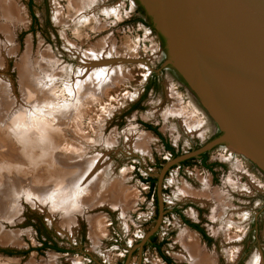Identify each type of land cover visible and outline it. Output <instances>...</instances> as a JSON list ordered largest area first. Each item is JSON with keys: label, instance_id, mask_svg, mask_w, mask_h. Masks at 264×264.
<instances>
[{"label": "rangeland", "instance_id": "rangeland-1", "mask_svg": "<svg viewBox=\"0 0 264 264\" xmlns=\"http://www.w3.org/2000/svg\"><path fill=\"white\" fill-rule=\"evenodd\" d=\"M9 3L16 17L0 34V264H166L149 243L137 248L157 217L156 189L143 180L172 158L165 143L188 153L219 127L164 67L165 43L137 0ZM205 164L212 171L194 159L165 175L155 244L171 264H190L183 234L206 264H264V171L226 146ZM91 166L98 190L74 199L77 211L56 210L55 196L75 192L78 170Z\"/></svg>", "mask_w": 264, "mask_h": 264}, {"label": "water", "instance_id": "water-1", "mask_svg": "<svg viewBox=\"0 0 264 264\" xmlns=\"http://www.w3.org/2000/svg\"><path fill=\"white\" fill-rule=\"evenodd\" d=\"M165 43L172 68L217 124L220 134L172 157L155 174L157 217L165 214V175L184 161L226 146L264 171V0H137Z\"/></svg>", "mask_w": 264, "mask_h": 264}, {"label": "bare ground", "instance_id": "bare-ground-1", "mask_svg": "<svg viewBox=\"0 0 264 264\" xmlns=\"http://www.w3.org/2000/svg\"><path fill=\"white\" fill-rule=\"evenodd\" d=\"M13 15H14V17H16V9L13 5H11L9 3V0H0V34H2V36L4 35L5 39H6L8 29L4 25V20L11 18ZM5 42H6L5 44H7L8 41H5ZM2 49H3V46H1V44H0V51H2ZM0 54H1V52H0ZM85 83L89 85L90 82L88 80V81H85ZM80 84L81 83H79V85ZM91 85L95 86V88H98V86L95 83L91 84ZM81 87H82V85H81ZM92 166H91V168L86 167L85 170L84 169L78 170V173L76 174L78 176H76V179L73 182L76 181L77 186L80 185L78 187L79 191H77V186H75V192L71 191L68 194L61 195L60 197L58 195L55 196L57 199H55L56 201L53 205H54V208L56 210L61 211V212H66V213H70L74 210L77 211L78 210L77 207H75V206L72 207L75 204L74 199L77 198V201H81V199L83 200L82 194H85L86 192L87 193L88 192H91V193L94 192L95 193L98 190L97 189L98 186H95V183H96V180L99 179V177H96L97 173H96V175H93L94 171L92 169L94 167H92ZM79 168H81V167H79ZM78 178H79V180H78ZM74 185H75V183H74ZM204 195H206V194H204ZM95 197H97L96 194H95ZM202 197H204V196H202ZM216 198L218 199V196ZM112 205L114 207L115 204H112ZM181 240L183 241L182 245L184 246V249L186 251L187 258L189 259L188 261L190 264H206V262H207L206 257L201 255V253L199 252V250L197 248V245L195 244V242L191 236L183 234L181 236Z\"/></svg>", "mask_w": 264, "mask_h": 264}, {"label": "trees", "instance_id": "trees-1", "mask_svg": "<svg viewBox=\"0 0 264 264\" xmlns=\"http://www.w3.org/2000/svg\"><path fill=\"white\" fill-rule=\"evenodd\" d=\"M138 11H139V13H140L141 15L145 16V13H144L143 9H142L140 6L138 7ZM146 19H147V18H146ZM139 21H140V20H139ZM147 21H148L150 27H152L151 24H150V22H149V19H147ZM144 23L147 24V22H144ZM180 80H181V79H180ZM149 88H150V85H149V86L147 85V86H146V89H145V92H146ZM144 127H145L147 130H149V131L153 132L154 134L158 135L157 132H156V129H155V128H153V127H151V126H149V125H144ZM164 149H165L166 151H168V152L172 155V157H176V156H178V155H176V154L174 153L173 148H172L169 144L165 143V144H164ZM206 158H207V153L203 154V155L200 157V159H201V165H202L204 168H206L207 170L212 171V166H213V165H206V164H205V162H206ZM192 160H194V159H190V160L184 161V162L181 163L180 165H186V164H188V162H190V161H192ZM143 182L149 183L150 189L155 190V183H156V180H155L154 178H147L146 180H143ZM185 223H186L187 225H189L192 229L196 230V231L202 236V238H203V240H204L205 242H209V241H210V239L206 236V234H205V232L203 231V229L199 228L198 225H196V224H189V223L186 222V221H185ZM149 245L153 246V247L157 250V252L159 253L160 257L163 259V261H164L166 264H171V263H170V260L167 259L166 257H164V256L162 255V253H161V251H160V245H161V244H155V235H153V236L150 238ZM42 247H43V249L51 248V249H53V250H55V251H57V252H61V250L58 249L55 245L51 247V246H49L46 242H44V243L42 244ZM5 253L8 254V255H12V254L9 253V252H5Z\"/></svg>", "mask_w": 264, "mask_h": 264}, {"label": "flooded vegetation", "instance_id": "flooded-vegetation-1", "mask_svg": "<svg viewBox=\"0 0 264 264\" xmlns=\"http://www.w3.org/2000/svg\"><path fill=\"white\" fill-rule=\"evenodd\" d=\"M202 156V155H201ZM199 160L201 161V159L199 158ZM181 220H182V222H183V224L184 225H186L190 230H192V231H194V232H196L197 234H199L196 230H194V229H192L189 225H187L186 223H185V221L186 220H184L183 218H181ZM186 222H188V221H186ZM189 224H195V223H192V222H188ZM196 225H198V224H196ZM199 226V225H198ZM199 228H201L200 226H199ZM202 229V228H201ZM200 235V234H199ZM201 236V235H200ZM201 238H202V236H201ZM202 240H203V238H202ZM204 241V240H203Z\"/></svg>", "mask_w": 264, "mask_h": 264}, {"label": "crops", "instance_id": "crops-1", "mask_svg": "<svg viewBox=\"0 0 264 264\" xmlns=\"http://www.w3.org/2000/svg\"><path fill=\"white\" fill-rule=\"evenodd\" d=\"M194 232V231H193ZM196 233V232H195ZM197 234V233H196ZM199 235V234H198ZM200 236V235H199ZM201 237V236H200Z\"/></svg>", "mask_w": 264, "mask_h": 264}]
</instances>
